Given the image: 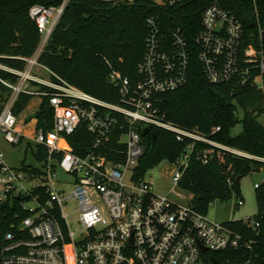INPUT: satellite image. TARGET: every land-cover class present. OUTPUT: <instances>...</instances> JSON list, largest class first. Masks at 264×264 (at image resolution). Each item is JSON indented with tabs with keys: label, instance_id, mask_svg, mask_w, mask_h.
Masks as SVG:
<instances>
[{
	"label": "built area",
	"instance_id": "obj_1",
	"mask_svg": "<svg viewBox=\"0 0 264 264\" xmlns=\"http://www.w3.org/2000/svg\"><path fill=\"white\" fill-rule=\"evenodd\" d=\"M69 1L33 5L29 16L39 32L35 51L23 58L21 70L0 66L17 77L1 81L10 95L0 109V136L11 145L33 146L35 162L12 167L0 153V264H264V231L254 217L210 220L195 209L190 193H154L145 178L150 169L135 173L145 127L171 132L180 143L189 140L174 161L165 160L173 166L174 187L179 188L198 142L209 146L198 152L204 163L213 147L255 158L211 140L198 127L167 120L159 98L186 83L192 53L209 82L249 83L264 96V27L255 0H249L255 26L248 41L236 14L217 0H99L143 2L153 9L144 19L136 77L111 72L107 78L115 101L82 91L39 62ZM185 8L198 15L197 22L173 25L178 12L187 14ZM22 93L47 100L48 129L29 133L36 118L22 122L13 112ZM80 125L92 136L81 154L68 141ZM217 131L219 126L210 133ZM232 197L235 207L243 205L235 194L221 201Z\"/></svg>",
	"mask_w": 264,
	"mask_h": 264
},
{
	"label": "trees",
	"instance_id": "obj_2",
	"mask_svg": "<svg viewBox=\"0 0 264 264\" xmlns=\"http://www.w3.org/2000/svg\"><path fill=\"white\" fill-rule=\"evenodd\" d=\"M60 1L0 0V66L14 70L24 67L23 58L32 55L39 42L38 28L29 16L30 8L33 5H58ZM217 1L236 14L248 41V35L255 26L252 2ZM255 2L260 25L264 27V0ZM189 10L185 8L184 13L189 14ZM152 12L150 5L143 2L112 4L99 0H70L41 52L39 62L82 91L115 101L116 92L109 87L107 78L111 72L130 78L135 76L136 63L143 50L144 19ZM190 13L183 15V11L178 12L173 25L196 23L198 15ZM16 78L15 74L0 67V109L10 95V89L1 81L14 82ZM258 92L261 91L249 83L236 86L233 82H209L195 53H192L186 83L161 94L160 109L165 118L176 125L198 127L211 140L225 147L264 158V127L257 121L261 111L254 109L249 112L246 102H252L251 95ZM235 100L244 110L241 120L238 119ZM32 105V96L22 93L14 103L13 112L19 115L22 122L36 118L28 129L29 133H33L35 127L48 129L52 111L47 106V100L44 98L38 102L34 114L27 111ZM238 121L242 130L231 135L229 130ZM216 126H219V131L210 133ZM153 131V140L149 135L142 136L144 153L135 167L137 177L163 160L174 161L189 141L186 139L180 143L171 132L159 128H153ZM91 140L92 136L84 125L68 137L72 150L80 154L86 150L84 144H90ZM208 147L201 142L196 144V151L178 184L180 189L192 195L195 209L203 213L215 200L228 199L231 194L239 196L238 180L259 170L255 165L261 162L213 147V152L204 163L198 152ZM255 192L258 210L254 218L259 221L258 229L264 231V180L255 187ZM235 225L238 230L242 227L239 221Z\"/></svg>",
	"mask_w": 264,
	"mask_h": 264
},
{
	"label": "rangeland",
	"instance_id": "obj_3",
	"mask_svg": "<svg viewBox=\"0 0 264 264\" xmlns=\"http://www.w3.org/2000/svg\"><path fill=\"white\" fill-rule=\"evenodd\" d=\"M39 74L44 78H48L47 73L45 71H39ZM256 84L259 86L258 78L256 79ZM251 98L252 102L246 101L247 109L249 112L254 111V109H256L257 111H261V113L257 116V121L264 127L263 93H253L251 95ZM38 100L39 98L37 96L33 97V105L27 110L29 113H32V110L36 109ZM234 104L237 108L238 119L241 120L244 114V110L236 100L234 101ZM241 130L242 125L241 122L238 121L233 127L230 128L229 133L231 135H236L240 133ZM32 150H34V147L31 146L29 148H26L24 142L19 143L17 145H11L10 143H7L5 140H3L0 136V153L2 154L4 162L9 166L20 167L23 161L25 164L28 165L34 164L35 162L33 159ZM253 157H255L256 160L260 159L257 161H261L260 164L255 165V167L259 170L245 174L238 180V192L239 196L244 201L243 205L239 208L235 207L236 197H232L226 202L221 200H215L208 206L206 213L208 219L217 222H222L228 220L246 219L247 217H254L257 214L258 208L254 183H260L262 182V180H264V158L257 155H254ZM170 168H173V166H171L167 161L163 160L159 164L155 165V167L147 171L145 178L150 179V181H152L154 193L165 194L171 189L174 192L187 193L182 189L180 190L178 187H174L171 181V176L169 174ZM170 197L173 198V194L170 195ZM182 203L185 204L187 203V201L184 200L182 201ZM74 215L75 213L72 214V217H74ZM72 227L76 228L78 227V225L76 223H73Z\"/></svg>",
	"mask_w": 264,
	"mask_h": 264
},
{
	"label": "water",
	"instance_id": "obj_4",
	"mask_svg": "<svg viewBox=\"0 0 264 264\" xmlns=\"http://www.w3.org/2000/svg\"><path fill=\"white\" fill-rule=\"evenodd\" d=\"M142 134L143 135L149 134L151 136L152 140L155 138V132L150 131L147 127L143 128ZM216 264H219V263H216Z\"/></svg>",
	"mask_w": 264,
	"mask_h": 264
},
{
	"label": "crops",
	"instance_id": "obj_5",
	"mask_svg": "<svg viewBox=\"0 0 264 264\" xmlns=\"http://www.w3.org/2000/svg\"><path fill=\"white\" fill-rule=\"evenodd\" d=\"M32 99H33V98H32ZM39 101H40V100H38V102H39ZM31 107H32V106H30L29 108H31ZM36 109H37V107H36ZM36 109H35V110H36ZM32 111H34V110H32Z\"/></svg>",
	"mask_w": 264,
	"mask_h": 264
}]
</instances>
